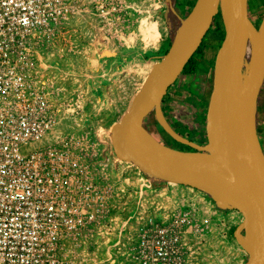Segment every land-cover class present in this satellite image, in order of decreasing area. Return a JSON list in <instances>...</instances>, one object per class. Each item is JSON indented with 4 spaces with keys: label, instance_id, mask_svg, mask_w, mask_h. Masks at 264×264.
I'll use <instances>...</instances> for the list:
<instances>
[{
    "label": "rangeland",
    "instance_id": "374dc122",
    "mask_svg": "<svg viewBox=\"0 0 264 264\" xmlns=\"http://www.w3.org/2000/svg\"><path fill=\"white\" fill-rule=\"evenodd\" d=\"M249 9L251 27L260 33L264 0H250ZM57 13L56 35L38 41L42 82L58 112L54 135L72 140L74 154L83 157L104 198L90 199L92 206H98L93 212L101 223L91 225L80 233V239L68 244L71 255L67 262L124 264L123 251L143 214H137L131 205L154 202L156 184L162 181L145 174L118 153L114 127L129 111L153 67L165 58L185 21L177 18L175 0H58ZM222 36V18L218 14L202 50L195 56L202 66L220 53ZM256 53L248 46V65ZM200 76L180 77L179 84L190 94L178 101L176 109L187 126L193 124L196 130H206L210 127V106L199 105L205 74ZM173 129L177 130L175 126ZM142 130L149 144L162 147L157 142L158 134L156 140L146 126ZM201 194L203 202L216 204L207 193ZM234 214L240 219L235 218L234 225L228 226L218 242H188L186 264L244 263L242 258L232 261L238 258V252L244 257L247 254L235 237L243 216L240 212ZM119 236L125 243L120 254L110 260L116 251L114 239ZM6 253V244L0 241V264H4ZM95 256L100 258L97 263L91 259Z\"/></svg>",
    "mask_w": 264,
    "mask_h": 264
},
{
    "label": "built area",
    "instance_id": "2783aa9c",
    "mask_svg": "<svg viewBox=\"0 0 264 264\" xmlns=\"http://www.w3.org/2000/svg\"><path fill=\"white\" fill-rule=\"evenodd\" d=\"M57 1L0 0L4 264H69L68 244L80 239V233L91 225L101 223L93 212L98 206L90 202L92 197L104 199L99 182L93 180L83 157L74 154L72 140L55 137L58 112L42 82L38 41L57 33ZM185 225L178 217L164 223L142 218L129 236L123 263L186 264ZM114 240L116 251L110 260L125 243L120 236ZM91 259L97 263L100 258Z\"/></svg>",
    "mask_w": 264,
    "mask_h": 264
},
{
    "label": "water",
    "instance_id": "95a60500",
    "mask_svg": "<svg viewBox=\"0 0 264 264\" xmlns=\"http://www.w3.org/2000/svg\"><path fill=\"white\" fill-rule=\"evenodd\" d=\"M249 0H198L165 58L157 63L129 111L114 127L118 153L145 174L207 193L223 210L244 220L235 232L250 258L264 264V159L254 134V108L264 78V26L250 65ZM227 8V34L218 54L209 125L219 142L214 155L157 149L143 135V121L158 108L200 49L214 18ZM247 232L246 238L243 232Z\"/></svg>",
    "mask_w": 264,
    "mask_h": 264
},
{
    "label": "crops",
    "instance_id": "0c3cea01",
    "mask_svg": "<svg viewBox=\"0 0 264 264\" xmlns=\"http://www.w3.org/2000/svg\"><path fill=\"white\" fill-rule=\"evenodd\" d=\"M197 2L198 0H175L177 18L186 22ZM248 6L250 7V0L248 1ZM219 14L222 18L223 36L221 45L223 47L227 34V15H225L222 10ZM204 41L202 46L204 45ZM217 58L218 55H216L211 62H207V66H202V63L199 62V68L197 72L193 74L194 77H197L196 79H200V73L205 74L203 82L204 89L199 102L200 106H210L213 101ZM202 68L203 72L201 71ZM183 75L187 74L182 73L179 76L174 85L168 89L166 95L163 97L161 105L144 119L143 125L146 126L147 131L154 137H156V134L160 136V139L157 140L158 138L156 137V140L160 142L158 143L161 144V146L171 149L174 152L190 154L203 153L207 155H209L208 153L215 154L218 152L219 142L213 128L211 127L210 129V127L208 128L207 126L206 130H203L201 127H198L196 130L193 124L187 126L182 115L176 109L178 101L180 99H186L189 93L187 89L179 84V79ZM173 126H175L177 130L173 129ZM201 130L204 134H201ZM254 134L264 159V78L254 108ZM173 144L175 147H172ZM190 148H193L194 151ZM200 151L205 152L201 153ZM168 183L164 181L157 182L155 188L157 194L154 202L146 204L133 203L131 206L135 208L137 214L140 211L143 212L141 215L142 218H155L161 223L171 221L176 217L183 218L186 221L187 244L188 242H196V240L201 242V244L204 242L214 244L218 242L220 237H224L223 233H227L228 226L233 224V221L236 220L235 218H239L234 214V212L239 211L226 210L231 213H223L217 204L203 202L201 191L195 188ZM243 220L244 217H242V221L238 224L237 229L242 224ZM197 229L199 231H196ZM246 236L247 232L244 231L243 237L246 238ZM238 253V258L232 261L234 262V260H240L242 258L245 260L243 264H247L250 258L249 254L247 253L244 257L240 252Z\"/></svg>",
    "mask_w": 264,
    "mask_h": 264
},
{
    "label": "bare ground",
    "instance_id": "6f19581e",
    "mask_svg": "<svg viewBox=\"0 0 264 264\" xmlns=\"http://www.w3.org/2000/svg\"><path fill=\"white\" fill-rule=\"evenodd\" d=\"M223 11L225 13V15L227 14V8L225 5H223ZM153 34V33H152ZM248 36H249V47H252V49H255L258 47V45L260 44L261 42V32H257L255 31L251 25L249 26V29H248ZM145 136V135H144ZM154 140V139H153ZM156 141V140H155ZM154 141V142H155ZM158 142V141H157ZM159 146V145H158ZM160 148V147H159ZM158 148V149H159Z\"/></svg>",
    "mask_w": 264,
    "mask_h": 264
},
{
    "label": "trees",
    "instance_id": "16d2710c",
    "mask_svg": "<svg viewBox=\"0 0 264 264\" xmlns=\"http://www.w3.org/2000/svg\"><path fill=\"white\" fill-rule=\"evenodd\" d=\"M202 47V45H201ZM198 50L197 53H199L202 49ZM196 53V54H197ZM196 54L194 55V57L191 59V61L189 62V64L186 66V68L184 69L183 73H186V74H195L199 68V62L198 60L195 58Z\"/></svg>",
    "mask_w": 264,
    "mask_h": 264
}]
</instances>
